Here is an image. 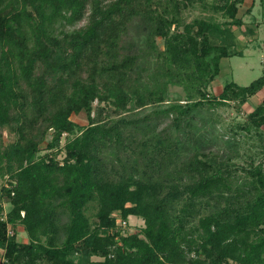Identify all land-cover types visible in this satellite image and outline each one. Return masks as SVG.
<instances>
[{"label":"trees","instance_id":"1","mask_svg":"<svg viewBox=\"0 0 264 264\" xmlns=\"http://www.w3.org/2000/svg\"><path fill=\"white\" fill-rule=\"evenodd\" d=\"M242 1L0 0L1 264H264V97L248 166L210 116L264 86L208 91Z\"/></svg>","mask_w":264,"mask_h":264},{"label":"rangeland","instance_id":"2","mask_svg":"<svg viewBox=\"0 0 264 264\" xmlns=\"http://www.w3.org/2000/svg\"><path fill=\"white\" fill-rule=\"evenodd\" d=\"M261 2V0H256V2ZM264 3V0H263ZM247 5V3H246ZM260 6V5H259ZM245 6H242L238 10V15L244 14ZM255 13H259L258 10L254 11ZM203 12H201L198 8H188L185 10L184 16L186 20L191 19L194 16L201 15ZM259 18L260 13H259ZM82 23V21H81ZM80 24V22H79ZM156 41L158 42V45L162 47V40L160 38H156ZM257 42V43H256ZM239 48L242 47L243 55H232L223 57L221 60V70L219 74L215 77V79L209 84L208 91L217 92L219 88L227 81H234L238 84H248L253 79L261 76L264 74V66L261 62V59H264V27H259L258 29V38L254 39L252 43H249L248 41L244 44H246L249 48L248 51H251L250 54L247 53V50H245V46H241L243 42H237ZM254 46V47H253ZM256 47V48H255ZM261 95H264V88H261L256 94L251 96V98L248 100L249 102H246L242 105H237L235 103L230 104H223L211 111V117L215 121L214 127H215V133L218 137V143L219 146L216 147L213 146L215 150L220 153L221 151H228L227 148L224 145H221L224 143V140L230 138L233 140L232 137H234V150L232 155V161L238 165V166H248V159L249 157H253L255 160H257L260 157V148L258 146L259 140L258 136L254 134L253 131L249 133H245L243 130H239L237 127V124L242 123L245 121L247 117V112L251 111L256 102H258L261 99ZM183 98V90L180 86L176 85H170L169 86V98ZM95 103V102H94ZM146 108H144L145 111ZM142 110H140L141 112ZM71 118L75 120L76 122L80 124L86 123V117L84 113L79 114H72ZM232 129L239 130V133L232 135L233 131ZM264 131V126H263ZM5 132V131H4ZM222 137V138H221ZM11 138V135L5 136V140H8ZM263 141V140H262ZM221 145V146H220ZM241 172V170H239ZM2 180L0 179V183ZM10 207V203L8 200L3 202V209L4 211ZM88 212L91 215V219H96L93 215V210H88ZM119 223V220L116 221ZM143 224V221L140 217H137L135 215H129L127 217V224L124 226H121L122 231L124 233L132 232L137 230L139 227H141ZM18 234L17 237L20 240H26V235L21 227H18ZM94 258V257H93ZM1 264V259H0Z\"/></svg>","mask_w":264,"mask_h":264},{"label":"crops","instance_id":"3","mask_svg":"<svg viewBox=\"0 0 264 264\" xmlns=\"http://www.w3.org/2000/svg\"><path fill=\"white\" fill-rule=\"evenodd\" d=\"M246 3H247V5H246ZM242 6H245L244 14L238 15V16H240L242 18L244 23L240 27H235L234 30H235V33H236V41L239 42V44H240V42H243L241 44V46H245L246 44H244V43H246L247 41L249 43H252L254 41V39H257L258 38V29H259V27L260 26L264 27V3H263V0H261V2L260 1L256 2V0H243L239 4L238 10ZM255 10H258V12L260 13V17L261 18H259V16H258L259 13H255L254 12ZM245 26H247L249 28L246 29ZM237 45H238V43H237ZM247 47L248 46L246 45L245 46V50H247V53L250 54L251 51H248L249 48H247ZM238 48H239V46H238ZM239 49L241 51L240 55H243L242 47L239 48ZM261 62L263 63V66H264V59H261ZM262 88H264V86ZM260 97L262 99L264 97V95H261ZM250 98H251V96L248 98V100ZM248 100L246 102H249ZM258 102H256V103H258Z\"/></svg>","mask_w":264,"mask_h":264},{"label":"built area","instance_id":"4","mask_svg":"<svg viewBox=\"0 0 264 264\" xmlns=\"http://www.w3.org/2000/svg\"><path fill=\"white\" fill-rule=\"evenodd\" d=\"M119 220V223L121 226H124L125 224H127V220L125 219H118Z\"/></svg>","mask_w":264,"mask_h":264}]
</instances>
